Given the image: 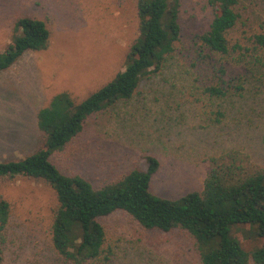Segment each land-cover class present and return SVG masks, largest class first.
<instances>
[{
	"label": "rangeland",
	"instance_id": "rangeland-1",
	"mask_svg": "<svg viewBox=\"0 0 264 264\" xmlns=\"http://www.w3.org/2000/svg\"><path fill=\"white\" fill-rule=\"evenodd\" d=\"M181 1V48L162 71L142 79L131 99L90 116L83 131L52 156L64 173L100 186L145 169L153 155L160 161L153 191L177 198L203 187L214 155L241 149L264 167V78H251L244 91L226 98L203 93L212 69L199 59L194 43L209 28L213 11L206 0ZM238 8L235 36L242 38L243 30L264 22V0H239ZM23 15L45 19L51 38L46 49L27 51L0 72V162L39 149L44 142L39 109L56 93L68 91L81 100L107 83L125 68L139 34L136 0H0V53ZM219 109L223 116L217 121ZM0 193L11 203L2 264H72L52 244L57 196L48 183L0 178ZM101 222L111 249L110 260L101 264H199L185 231L145 229L123 211ZM242 244L252 250L261 240L244 237Z\"/></svg>",
	"mask_w": 264,
	"mask_h": 264
},
{
	"label": "trees",
	"instance_id": "trees-1",
	"mask_svg": "<svg viewBox=\"0 0 264 264\" xmlns=\"http://www.w3.org/2000/svg\"><path fill=\"white\" fill-rule=\"evenodd\" d=\"M206 1L213 19L194 43L199 59L212 69L202 90L209 97L226 98L244 91L251 78H264V22L237 37L239 0ZM136 5L139 34L127 53L125 68L81 100L68 91L56 93L37 113L42 146L24 158L0 162V178L42 179L54 189L52 244L72 264L110 260L101 220L116 211L125 212L145 229L187 232L199 264H264V167L241 149L210 157L203 187L177 198L153 191V177L160 168L153 155L147 156L145 169L134 168L100 186L80 174L64 173L52 159L83 131L90 116L131 99L142 79L162 71L181 48V0H136ZM50 38L45 19L19 16L11 42L0 53V72L25 52L46 49ZM214 113L220 121L223 112ZM10 214L11 203L0 193V264ZM244 237L261 244L246 250Z\"/></svg>",
	"mask_w": 264,
	"mask_h": 264
}]
</instances>
